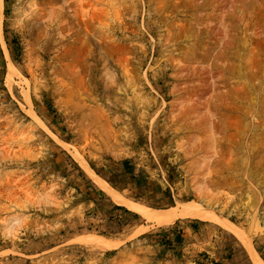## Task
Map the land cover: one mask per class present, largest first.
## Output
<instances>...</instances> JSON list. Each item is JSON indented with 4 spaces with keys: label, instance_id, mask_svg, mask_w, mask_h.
Wrapping results in <instances>:
<instances>
[{
    "label": "rangeland",
    "instance_id": "obj_1",
    "mask_svg": "<svg viewBox=\"0 0 264 264\" xmlns=\"http://www.w3.org/2000/svg\"><path fill=\"white\" fill-rule=\"evenodd\" d=\"M94 174L211 218L159 226ZM248 243L264 260V0H0V264H255Z\"/></svg>",
    "mask_w": 264,
    "mask_h": 264
},
{
    "label": "bare ground",
    "instance_id": "obj_2",
    "mask_svg": "<svg viewBox=\"0 0 264 264\" xmlns=\"http://www.w3.org/2000/svg\"><path fill=\"white\" fill-rule=\"evenodd\" d=\"M81 100L85 101L86 99L81 98ZM90 106H91L90 104L85 103V107H89L88 111H90L93 115H95V113L97 111H95L94 107H90ZM82 117L86 118L85 112L80 114V116H79L80 121H83ZM87 132H88V129H87ZM86 138H87V136H86ZM94 176H95L96 181L104 189H106L107 191H109L111 193L114 201H116L117 203H119L121 205H126L127 207L141 213L148 220H152V221L157 222L159 226H168V225L172 224L178 218H195V219H200V220H206V219L211 218L210 212L207 211L201 204H199L197 202L186 204V205H183L182 207L178 206L177 208H171V209H167V210L150 209V208L138 206V205L130 202L129 200L125 199L119 193L115 192L109 186V184L107 183V181L104 178L99 177L95 174H94ZM233 230L242 238V240L244 242L247 243L246 239L243 237V235L241 233L238 232V230H236L235 228H233ZM248 246L251 249L253 256L255 258V264H264V260L260 256L257 249L250 243H248Z\"/></svg>",
    "mask_w": 264,
    "mask_h": 264
},
{
    "label": "crops",
    "instance_id": "obj_3",
    "mask_svg": "<svg viewBox=\"0 0 264 264\" xmlns=\"http://www.w3.org/2000/svg\"><path fill=\"white\" fill-rule=\"evenodd\" d=\"M85 187L88 191L94 193L95 196L104 197L106 195H109L96 181V179L92 176L87 178L85 180ZM114 203H116L114 201ZM118 204V203H116ZM121 205V204H118ZM171 225V224H170ZM192 238H195L194 234L192 232H187V231H175V230H170L166 232L165 234H161V240H167L169 239L170 244L172 246H176L178 248L179 245L184 246V245H191L194 242L192 241Z\"/></svg>",
    "mask_w": 264,
    "mask_h": 264
}]
</instances>
